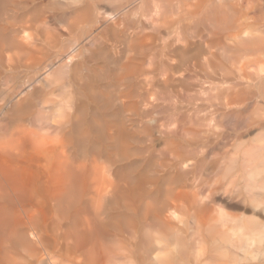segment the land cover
Masks as SVG:
<instances>
[{
  "label": "bare ground",
  "instance_id": "bare-ground-1",
  "mask_svg": "<svg viewBox=\"0 0 264 264\" xmlns=\"http://www.w3.org/2000/svg\"><path fill=\"white\" fill-rule=\"evenodd\" d=\"M106 1L0 0L1 69L32 73L0 93V264H264V0ZM110 29L119 83L149 63L197 107L129 133L88 82ZM224 122L249 126L225 149Z\"/></svg>",
  "mask_w": 264,
  "mask_h": 264
},
{
  "label": "rangeland",
  "instance_id": "rangeland-1",
  "mask_svg": "<svg viewBox=\"0 0 264 264\" xmlns=\"http://www.w3.org/2000/svg\"><path fill=\"white\" fill-rule=\"evenodd\" d=\"M50 1L51 0H41V2L43 3L42 5H43V7L41 8V9H38V10H40V15H43V14H45V16H48V15H50L51 14V11L52 10H54L53 12H55L56 11V9L57 8H55L54 6H53V8L54 9H52V6L50 5V7L49 6H47V4H50ZM109 1V2H108ZM110 1L111 0H107L106 2H104V7L107 9V10H109L110 8V10H113V9H115L113 6L115 5V7H118V6H121L122 4H123V2L125 3L126 2V0L124 1V0H117V2L120 4H118L117 2H116V0L115 1H112V3H110ZM142 1H144V0H142ZM107 2H108V4H107ZM114 2H115V4H114ZM110 3V4H109ZM118 4V6H117V4ZM46 5V6H45ZM111 5V6H110ZM113 5V6H112ZM109 6V7H108ZM41 7V5L40 6H38V8H40ZM47 7H49L48 9H46ZM52 10H51V9ZM50 9V10H49ZM58 10V9H57ZM127 10V9H126ZM124 11L121 15L122 16H126V15H129V14H131L132 12H134L135 11V8H134V11H132L133 10V7L130 9V8H128V10L127 11ZM58 11H60V10H58ZM129 12V13H128ZM124 14V15H123ZM132 15V14H131ZM130 15V16H131ZM132 18V17H131ZM123 29V28H122ZM112 30L113 29H110V30H108V32H107V34L103 37V40H101L103 43V47L101 48V49H99V50H97V52H98V55L96 56V58H98V59H96V58H94V62L96 63L95 64V66L98 64H100V67L103 69L104 68V76H103V78L102 79H98V78H96V77H93L94 76V73L93 74H91V72H90V74L91 75H89V76H92V77H89L90 78V80L88 79V82L91 84V85H94V86H96V85H103V87H102V92H104V95H106L105 96V98H107V99H110V100H108V101H106V102H109L110 104H113V109H122V110H125V112L122 114L123 116H120V119H122V122L124 121V124H125V128H126V130L129 132V133H131V134H133V132L135 131V133L136 132H138V130L137 129H134V127L135 128H138L139 129V131H141L142 132V130H143V127H148V125L151 127L152 125L154 126V122H155V119L156 118H159L160 116V113L158 114V112H162L163 110H167L168 108H170V109H173L174 107V109H175V111H179V109L178 108H180L181 106H185V107H183L182 109H186V107H187V109H188V107L190 106V103H191V101H194V103H191V106L189 107L190 109L191 108H193V109H191V110H194V108L195 107H197V105H196V103L198 104V100L197 101H195L194 100V98H196V96H194V95H196V92H195V90H197L195 87H193L195 84H193V80H194V78H191V79H193V80H189V82H187L186 81V83L189 85V83H190V85H192V86H188L187 84L185 85V84H183L185 81H181L180 83H177V82H175L176 84L174 85L173 83H170V85L172 84V85H174V86H169V84L167 85V87L165 88L164 87V85H163V88H164V90H159V87L161 88L162 87V82H161V86H159L158 87V85L160 84V82H159V80L158 79H155V82H154V79L153 78H155L154 77V74H153V78H151V74H149V75H147L148 73H150V72H147L148 70L150 71L151 69H148L147 70V68L148 67H151L152 68V66H150V64L149 63H147V64H141L140 65V67L138 66V68H140L141 70H144V69H146L145 71H143V76L141 75L142 73H139L138 74V76H139V79L136 77V76H133V78L131 77V78H127V79H125V80H123L121 83H119L118 82V80L120 79L121 80V78H120V75H121V73H122V70H121V67L125 64V60H121V57L120 56H122V54L124 53V51H123V49H126V44H125V42L124 41H126L127 40V38L126 37H124L125 36V34H122L121 36H120V38L118 39V37H116L117 36V34H116V32H114V30H113V32H112ZM110 31H111V33H113V34H111L110 33ZM191 31V30H190ZM190 31H188V33H190L191 34V32ZM110 34V35H109ZM115 34H116V36H115ZM190 34H188V36L190 37ZM108 35L111 37H108ZM124 35V36H123ZM184 35L186 36V38H184V41H185V39H189V37L187 36V33H184ZM113 36V37H112ZM184 36V37H185ZM106 38V39H105ZM116 40H115V39ZM124 38L126 39V40H124ZM111 39H113V40H111ZM120 40V44L118 43L119 41L118 40ZM172 39V38H171ZM169 40V41H172L173 42V40L174 39H172V40ZM106 40V41H105ZM114 40L115 41H117V42H114ZM122 42V43H121ZM113 43H117L118 45H117V48L114 50L113 48H112V44ZM125 44V45H124ZM158 44H160V43H158ZM105 47V48H104ZM107 47V48H106ZM94 48V47H93ZM157 49H158V47H156ZM95 50H96V48H94ZM103 50H105V54H102V53H104L103 52ZM99 52H101V54H99ZM118 52V53H117ZM117 54V55H114V54ZM121 53V54H120ZM190 54V53H189ZM189 54H187L188 56H189ZM192 55V54H191ZM190 55V56H191ZM101 56V57H100ZM113 56H114V58L115 59H118V61L117 60H115L114 58H113ZM108 57H110V59H107ZM120 57V58H119ZM101 58V59H100ZM184 58H186V59H191V57H187L186 55H185V57ZM183 58V59H184ZM114 59V60H113ZM190 59H189V61H190ZM97 60V61H96ZM98 61L100 62V63H98ZM111 61V62H110ZM114 61V62H113ZM186 61V60H185ZM188 61V60H187ZM93 62V63H94ZM113 62V63H112ZM115 62H117V64L115 63ZM92 63V62H91ZM115 63V64H114ZM93 65V64H92ZM142 65L144 66V67H142ZM146 65V66H145ZM149 65V66H148ZM1 66L2 65H0V78H1V80L4 82V81H7L6 83L4 82V84H3V82L2 81H0V93L2 92V90L4 89H7L6 90V92L8 93L9 91H11V90H13V87H16V86H18V84L20 85V83L21 82H23V80H24V82L26 81V80H28L27 79V76H29L30 74L32 75V73H30V71H24L23 69H21L22 70V73H23V76H24V74H25V78L22 76L20 79H19V77L22 75V73H21V71H20V68H16L15 70L14 69H8V70H5L4 71V69L5 68H2L1 69ZM95 66H94V68H95ZM90 68H92L91 66H90ZM10 70V72H8ZM20 72H19V71ZM118 70V71H117ZM3 71V72H2ZM12 71H13V74H11L12 73ZM14 71H17V73L19 72V75L18 76H16L17 75V73L16 72H14ZM109 71H111V72H109ZM6 72V73H5ZM29 72V73H28ZM108 72V73H107ZM139 72H142V71H140L139 70ZM26 73H28V75L26 74ZM110 73V74H109ZM114 73V74H113ZM118 75H117V74ZM145 73V74H144ZM147 73V74H146ZM113 74V75H112ZM30 75V76H31ZM106 75V76H105ZM145 75V76H144ZM148 77H147V76ZM14 77L15 76V78H18V79H16V80H19V81H15L14 83H13V81L15 80V78H12V81H11V79H10V77ZM29 76V77H30ZM150 76V77H149ZM135 77L137 78V79H135ZM144 77H146L147 79L148 78H150L151 80L153 79V84H150L151 82L149 81V82H147V84H146V81H144L145 79H144ZM24 78V79H23ZM7 79H10V80H7ZM23 79V80H22ZM116 79V80H115ZM144 79V80H143ZM97 80H98V82H97ZM102 80V81H101ZM140 80V81H139ZM141 80H143V81H141ZM149 80V79H148ZM156 80H158V82L156 81ZM9 81H11L10 83H8ZM195 81L196 80H194V83H195ZM19 82V83H18ZM118 82V83H117ZM140 82V83H139ZM145 82V83H144ZM12 83H13V85H12ZM15 83H17V84H15ZM88 83V84H89ZM155 83V84H154ZM159 83V84H158ZM3 86H2V85ZM7 84V85H6ZM15 84V85H14ZM22 84V83H21ZM96 84V85H95ZM142 84V85H141ZM150 84V85H149ZM158 84V85H157ZM177 84H179L180 86H182V87H186V96L184 95V97H186V98H188L189 100H186V102L187 101H190L188 104L187 103H185L184 101V103L180 100V98L178 99V97L179 96H181V97H183L182 95L183 94H185V93H183L184 91H185V88H183L181 91L179 90V88L178 87H180V86H177ZM182 84V85H181ZM10 85H12V87L10 86ZM154 87H153V86ZM155 85H157V86H155ZM2 86V87H1ZM143 86H144V88H143ZM151 86V87H150ZM166 86V85H165ZM177 86V87H176ZM7 87V88H6ZM12 88V89H10V88ZM158 88V90H155L154 88ZM168 87H171V89H174V87L175 88H178V89H174V90H170V89H168ZM173 87V88H172ZM182 87H180V89L182 88ZM187 87H189V89L187 88ZM191 87V88H190ZM118 88H120V89H118ZM194 90H193V89ZM142 89V90H141ZM165 89H168V90H170V91H168V90H165ZM175 90H178L179 92H182V93H180V95H179V93H178V91L177 92H175ZM188 90V91H187ZM191 90V91H190ZM193 90V91H192ZM167 91H168V94H167ZM190 91V92H189ZM6 92H5V94H6ZM124 92V94H126L128 97H126V100L124 99V98H122L121 100H119L118 99V97H119V95H121V93H123ZM166 93V95L164 96V94ZM174 93V94H173ZM177 94V97H176V94ZM188 93H190L191 94V96H189V97H187V95H190V94H188ZM2 94H4V92H2L1 93V95ZM171 94V95H170ZM193 94V95H192ZM198 94V93H197ZM1 95H0V98H4V95H3V97H1ZM179 95V96H178ZM6 96V95H5ZM109 96V97H108ZM131 96V97H130ZM155 96V97H154ZM160 96H162V97H160ZM166 97L167 98V100L168 99H170V101L172 102V103H169V104H167V100L164 98V97ZM167 96H169V98L167 97ZM134 97V98H133ZM154 97V98H153ZM173 97V98H172ZM104 98V99H105ZM164 98L165 100H162V99ZM175 98V99H174ZM177 98V99H176ZM186 98H183L184 100L186 99ZM197 98H198V96H197ZM196 98V99H197ZM106 99V100H107ZM128 99V100H127ZM140 99H142V100H140ZM153 99V100H152ZM156 99V100H155ZM162 100L163 102L161 103V101L160 100ZM177 100V103H175L174 102V100ZM182 99V98H181ZM2 99H0V101H1ZM145 100V101H144ZM155 100V101H154ZM180 100V101H179ZM104 101V100H103ZM141 101H143V102H141ZM166 101V102H165ZM179 101V102H178ZM152 102V103H151ZM160 102V103H159ZM168 102H169V100H168ZM183 104H181V103ZM145 103V104H144ZM155 103V104H154ZM174 103V104H173ZM179 103H180V105H179ZM160 104H162V105H160ZM172 106H171V105ZM175 104H177V105H175ZM194 104V105H193ZM138 105V106H137ZM159 105L161 106V107H159ZM164 105L166 106H169V107H164ZM175 105V106H174ZM187 105V106H186ZM137 106V107H136ZM157 106H158V108H157ZM162 106H163V108H162ZM174 106V107H173ZM177 106V107H176ZM180 106V107H179ZM193 106H195V107H193ZM124 107V108H123ZM145 107V108H144ZM155 108V109H154ZM163 109L162 111L160 110V109ZM165 108V109H164ZM176 108H177V110H176ZM131 111V109H132V111L130 112L129 110ZM136 109V111L138 110V112L140 113H136V111H134L133 112V110H135ZM157 109H159V110H157ZM170 109H168L169 111H170ZM174 109L173 110H171L170 112H174ZM187 109L186 110H183V111H187ZM190 109H188V110H190ZM150 110H154V112L156 113V115H157V117H156V115H155V113L154 112H152L153 114L150 116L152 119L150 120V121H148V119L150 118L149 117V114H151V113H149V112H151ZM166 111V112H163V113H161L163 116H161V117H164V118H159L160 120H164L165 119V117L166 118H168L170 115H168V113L167 112H169V111ZM128 111H129V113H128ZM146 111V114L144 113ZM157 111V112H156ZM180 111H182V110H180ZM149 114H148V113ZM134 113H136V114H134ZM144 115H143V114ZM167 113V114H166ZM147 114H148V117H145V115L147 116ZM166 114V116H164ZM169 114H171V113H169ZM135 115H138V117H136ZM143 116V117H141V118H144V120L143 119H141L139 116ZM159 116V117H158ZM168 116V117H167ZM118 118H119V116H117ZM139 118V119H138ZM155 118V119H154ZM124 119V120H123ZM137 119V120H136ZM142 121V123H141V121ZM160 120H157L156 119V121H160ZM136 121H137V124H136ZM146 123H145V122ZM152 121V122H151ZM225 121H226V119H225ZM133 122V123H132ZM134 122H135V124H134ZM148 122H150V123H148ZM224 123H227V126H226V124H225V127H224ZM224 123H222L223 125H221L220 124V126L222 127H224V128H222L221 129V127L219 126V128H215L214 130L216 131V132H219L218 134H219V136L221 135V138L219 137V136H216V135H218V134H214L215 136H213V140L212 141H215V144L217 145V143H219V145H217V147L218 148H223V149H225V147H223V146H226V147H228V145L230 144H233L232 142H235L237 139H238V134H236V133H234V129H235V131L236 132H238V133H240L241 132V130L243 131V132H241L240 134L242 135V133H245V126H246V128L248 127L249 128V126H247V125H245L244 126V124L241 126V127H243L244 126V129L242 128V129H240V124L238 125V124H236L235 122L234 123H232V122H230V123H232V125L233 124H236V125H233L232 126V128L228 125L229 123L228 122H224ZM142 124V125H141ZM144 124V125H143ZM151 124V125H150ZM132 125H134V126H132ZM140 125V126H139ZM146 125V126H145ZM238 125V126H237ZM128 128H127V127ZM137 126V127H136ZM152 126V127H153ZM237 126V127H236ZM132 127H133V129H134V131L133 130H131L132 129ZM142 127V128H141ZM234 127H236V128H234ZM237 128H239L240 130V132L238 131V130H236ZM248 128H247V130H248ZM130 130V131H129ZM219 130V131H218ZM246 130V131H247ZM214 131V133H216ZM221 131H223V132H221ZM140 132V133H141ZM226 132V133H225ZM139 132H138V134H140ZM143 133V132H142ZM221 133V134H220ZM222 133H224V134H222ZM228 134H229V136H231V137H229L228 136ZM236 134V135H235ZM142 135V138L143 139H140V141H145V139H144V134H141ZM140 135V136H141ZM223 135V136H222ZM234 135V136H233ZM256 135V134H255ZM224 136H228V137H226V139H225V137ZM238 136V137H237ZM215 137V138H214ZM220 139H219V138ZM224 137V138H223ZM234 139H233V138ZM236 137V138H235ZM254 137H256V136H253V135H251L250 137H249V140H251V142H252V140L254 139ZM232 138V141L231 140H229V139H231ZM216 139V140H215ZM219 139V140H218ZM222 139V142L220 141ZM224 139H225V141H224ZM227 140H229V143H227L228 141ZM234 140V141H233ZM218 141V142H217ZM227 141V142H226ZM227 143V145H226V143ZM129 143H131L132 144V146H136V147H139V146H141V144H135V142L133 143L132 141H130ZM214 143V142H213ZM221 143L223 144L222 146H220L221 145ZM142 144H143V142H142ZM225 144V145H224ZM137 145H139V146H137ZM220 146V147H219Z\"/></svg>",
  "mask_w": 264,
  "mask_h": 264
}]
</instances>
